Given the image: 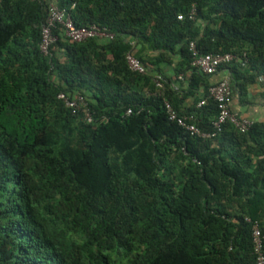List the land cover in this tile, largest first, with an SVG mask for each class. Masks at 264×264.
<instances>
[{"label": "trees", "instance_id": "16d2710c", "mask_svg": "<svg viewBox=\"0 0 264 264\" xmlns=\"http://www.w3.org/2000/svg\"><path fill=\"white\" fill-rule=\"evenodd\" d=\"M50 5L114 39L54 29L43 55ZM226 78L232 99L264 81V0H0V264H256L264 124L202 139L164 107L212 132Z\"/></svg>", "mask_w": 264, "mask_h": 264}, {"label": "built area", "instance_id": "2783aa9c", "mask_svg": "<svg viewBox=\"0 0 264 264\" xmlns=\"http://www.w3.org/2000/svg\"><path fill=\"white\" fill-rule=\"evenodd\" d=\"M181 19V16H178ZM58 30L63 33L64 37L69 39L71 42L81 43L86 40L97 38L103 40H113L114 35L109 34L105 29H100L98 26H89L77 28L69 14L65 10H60L55 5L49 6V16L46 25L43 26L41 32V44L40 51L43 55L49 53V47L56 41V37L52 36V30ZM130 48H134L135 43L130 40H126ZM193 49V45H191ZM125 60L129 70L139 74L145 73V67L140 63V61L135 57L132 51H129L125 55ZM232 60V56L229 54L224 55H205L202 57L195 58L193 66H195L199 71L204 74H213L217 69L223 65L227 64ZM182 80V76L178 77ZM165 79L161 76H157L155 79V85L157 88H162ZM209 97L216 103L218 114L216 119L212 123V132H203L193 123V118L191 116H179L173 110L172 106L168 103H164L166 113L168 115V120L175 123L178 127L189 132L192 135H196L202 139H211L215 137L216 134L220 133L223 126L227 123L233 125L240 132H245L252 125V122L247 119L239 117L237 114L231 111L232 102V92L230 87V81L228 78L224 79L218 85L213 86L209 89ZM62 98V96H60ZM204 104L201 101L198 107ZM68 106L74 107V103H68ZM247 222H251L246 219ZM252 245L253 253L255 255L256 264H264V244L262 241V233L256 222L252 224Z\"/></svg>", "mask_w": 264, "mask_h": 264}, {"label": "crops", "instance_id": "0c3cea01", "mask_svg": "<svg viewBox=\"0 0 264 264\" xmlns=\"http://www.w3.org/2000/svg\"><path fill=\"white\" fill-rule=\"evenodd\" d=\"M223 74L224 72L219 73L218 77H222ZM230 107L231 111L239 117L255 124H264V81L260 78L242 99L236 94Z\"/></svg>", "mask_w": 264, "mask_h": 264}]
</instances>
